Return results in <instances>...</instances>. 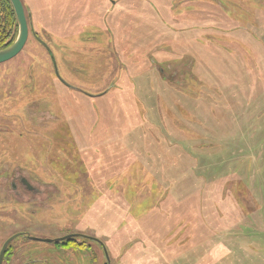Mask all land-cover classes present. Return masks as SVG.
Masks as SVG:
<instances>
[{"label": "rangeland", "instance_id": "374dc122", "mask_svg": "<svg viewBox=\"0 0 264 264\" xmlns=\"http://www.w3.org/2000/svg\"><path fill=\"white\" fill-rule=\"evenodd\" d=\"M23 1L0 175L53 188L0 190L4 264H264V0Z\"/></svg>", "mask_w": 264, "mask_h": 264}, {"label": "flooded vegetation", "instance_id": "af4514ba", "mask_svg": "<svg viewBox=\"0 0 264 264\" xmlns=\"http://www.w3.org/2000/svg\"><path fill=\"white\" fill-rule=\"evenodd\" d=\"M23 1V0H22ZM37 1H45V0H37ZM55 2V1H57V0H46L45 2ZM69 1H72V0H69ZM77 1V0H76ZM190 2H193L192 0H189ZM103 2V1H102ZM23 3H24V1H23ZM57 5V4H56ZM191 5V4H190ZM190 5H188V9H191L193 6H190ZM25 6V5H24ZM26 8V7H25ZM186 8V7H185ZM61 9V8H60ZM60 9L58 10V12L59 13H61V11H60ZM110 11V10H109ZM192 11V10H191ZM189 13L188 14H190V15H188V14H185L186 16H192V14H191V12L190 11H188ZM110 13H112V11H110ZM62 14V13H61ZM103 16L105 15V11H104V13L102 14ZM93 16H95V17H97V15H93ZM27 19H28V16H27ZM29 23V22H28ZM37 30V29H36ZM30 33H33V35H34V37L36 38V40H38V41H40L42 44H44V42L43 41H41L40 39H41V37H40V33H38V32H35L34 31V29H32L31 28V26L29 25V36H30ZM40 34V35H39ZM45 35L46 36H48L49 35V33L48 32H46L45 33ZM49 37V36H48ZM177 73L174 71V73L172 74V76H175ZM58 79V81H59V79L60 78H57ZM60 81L63 83V85H65L66 83H64L63 82V80L62 79H60ZM66 85H68V84H66ZM82 92H84V93H87L86 91H84V90H82ZM88 94H91V93H88ZM67 117H68V115H67V113L65 112V111H63L62 112V114H61V116H60V118H62L64 121H59V123H61V124H64V126H66V127H68L69 128V126L68 125H66V120H67ZM59 123H57L56 121H55V124H53V129H55V128H57V125L59 124ZM64 126H62V127H59V125H58V128H63ZM35 128H37V129H39L38 127H35ZM12 132H14V131H12ZM6 177H8L7 179H6V186H5V189H2V188H0V190H3V192L5 193V194H7L8 192L9 193H11L10 195H11V198H13L14 200H17V201H19V202H21V203H23V204H27V203H30V202H32V201H34L36 198L35 197H37L38 198V196L40 197L41 196V194H43L45 191H48V188H53V185L52 184H46V183H42L40 180H38V179H35V178H33V177H31L30 175H24V174H20V175H0V181H2V178H6ZM44 186L45 188H46V190L45 189H42L41 187L42 186ZM53 190L51 191V192H49V196L47 197V198H45V199H41L42 200V203H46L47 202V200H49L50 198H52L53 197ZM18 199H20V200H22V201H20V200H18ZM39 200L40 199H38V201L37 200H35V203H38L39 202ZM20 234H22V233H17V234H14V235H12L11 237H13V236H15V235H17L12 241H10L9 242V244H8V246H7V249H6V252H5V255H4V259H3V264H4V260L6 259V257H7V254L9 253H11V250H10V246L12 245V242H14L15 241V239L18 237V236H20ZM24 234V233H23ZM71 235V234H70ZM86 236V237H85ZM81 235L80 237H83V238H86V239H89V240H91V241H94V242H96V243H98V247H99V249L101 250V253L103 254V257L105 258V260H106V263H104V264H111L110 262L112 261V254L110 253V251H109V249H107V252H108V255H109V258H108V255H107V253H106V251H105V248H104V242H103V240H101V239H99V238H96V237H94V236H89V235ZM11 237H9V238H11ZM64 237V236H63ZM78 236H74V238H77ZM8 238V239H9ZM29 238H31V237H29ZM60 238V237H59ZM96 238V239H95ZM8 239H6V241L8 240ZM31 239H33V238H31ZM53 239H55V238H53ZM100 240L101 242H103V244L100 242V241H98V240ZM33 240H35V239H33ZM76 240V242L75 243H77L78 242V239H75ZM5 241V242H6ZM39 241V240H38ZM4 242V243H5ZM63 242V241H62ZM74 243V244H75ZM85 243H87V242H85ZM81 244H82V242H81ZM90 244V243H89ZM4 245V244H3ZM3 245H2V247H3ZM72 245V244H71ZM70 246V245H69ZM71 247H73V246H71ZM106 247V246H105ZM107 248V247H106ZM2 249V248H1ZM22 249L23 248H17V249H15V250H13V252H14V254H12V255H9V260H10V258H12L11 260H10V262H11V264H15V262H16V264H21L22 262H23V260H24V258L21 256V252H22ZM75 249H76V247H75ZM82 252H85V250L84 249H88L87 250V252H88V254H90V248L89 247H80L79 248ZM90 249V250H89ZM21 250V251H20ZM64 250V249H63ZM66 250H68V248L66 247ZM76 250H78V249H76ZM0 252H1V250H0ZM17 253V256L16 257H14L15 256V254ZM86 253V252H85ZM10 256H12V257H10ZM14 260H16L15 262H14ZM20 261V262H19ZM109 263H108V262Z\"/></svg>", "mask_w": 264, "mask_h": 264}, {"label": "water", "instance_id": "95a60500", "mask_svg": "<svg viewBox=\"0 0 264 264\" xmlns=\"http://www.w3.org/2000/svg\"><path fill=\"white\" fill-rule=\"evenodd\" d=\"M13 6L15 11L17 25H18V34L15 41L5 49L0 50V63L7 62L12 58L16 57L25 47L28 39H29V23L26 15V9L22 0H9ZM61 77V76H60ZM63 80V79H62ZM64 83H66L63 80ZM67 84V83H66ZM69 85V84H68ZM70 86V85H69ZM17 235L9 238L3 245L1 252H0V264H3L4 255L7 249V246L10 241H12ZM76 237L79 234H71L69 236L55 238V239H46V238H33L39 241L45 242H60L63 240L68 239L69 237ZM96 239V238H95ZM98 240V239H97ZM100 241V240H98ZM101 242V241H100ZM103 244V242H101ZM104 245V244H103ZM105 251L108 255L107 248L105 247ZM109 258V255H108Z\"/></svg>", "mask_w": 264, "mask_h": 264}, {"label": "trees", "instance_id": "16d2710c", "mask_svg": "<svg viewBox=\"0 0 264 264\" xmlns=\"http://www.w3.org/2000/svg\"><path fill=\"white\" fill-rule=\"evenodd\" d=\"M18 34L13 6L9 0H0V50L10 46Z\"/></svg>", "mask_w": 264, "mask_h": 264}, {"label": "crops", "instance_id": "0c3cea01", "mask_svg": "<svg viewBox=\"0 0 264 264\" xmlns=\"http://www.w3.org/2000/svg\"><path fill=\"white\" fill-rule=\"evenodd\" d=\"M82 1V0H81ZM75 2H79V0H77V1H75ZM86 5H87V3H85ZM56 5V4H55ZM57 5H59V7L61 8V5L60 4H57ZM87 7V6H86ZM59 8V9H60ZM85 8V7H84ZM60 11H61V9H60ZM62 12V11H61ZM79 12V11H78ZM58 18V16H56L55 14H53V19L55 20V19H57ZM81 33H83L81 30L79 31V34H81Z\"/></svg>", "mask_w": 264, "mask_h": 264}]
</instances>
